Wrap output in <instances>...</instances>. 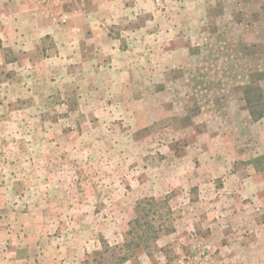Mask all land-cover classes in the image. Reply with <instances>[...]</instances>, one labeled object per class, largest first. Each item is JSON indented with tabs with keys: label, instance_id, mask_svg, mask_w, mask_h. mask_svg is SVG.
Returning <instances> with one entry per match:
<instances>
[{
	"label": "rangeland",
	"instance_id": "rangeland-1",
	"mask_svg": "<svg viewBox=\"0 0 264 264\" xmlns=\"http://www.w3.org/2000/svg\"><path fill=\"white\" fill-rule=\"evenodd\" d=\"M42 2L59 42H0L10 264H264V0Z\"/></svg>",
	"mask_w": 264,
	"mask_h": 264
},
{
	"label": "crops",
	"instance_id": "crops-1",
	"mask_svg": "<svg viewBox=\"0 0 264 264\" xmlns=\"http://www.w3.org/2000/svg\"><path fill=\"white\" fill-rule=\"evenodd\" d=\"M49 10L42 0H0V42L3 47H20L29 52L47 36L59 42L56 39L58 20L49 15ZM8 65H14V62L6 61L5 52L0 50V66L8 68ZM262 229L264 231V218L256 232ZM7 233L8 228L1 226L0 222V236ZM7 248L8 244L0 243V264H10Z\"/></svg>",
	"mask_w": 264,
	"mask_h": 264
}]
</instances>
